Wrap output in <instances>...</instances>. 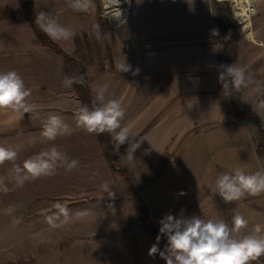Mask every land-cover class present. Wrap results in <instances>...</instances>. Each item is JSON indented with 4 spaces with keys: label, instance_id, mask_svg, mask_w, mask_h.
<instances>
[{
    "label": "crops",
    "instance_id": "1",
    "mask_svg": "<svg viewBox=\"0 0 264 264\" xmlns=\"http://www.w3.org/2000/svg\"><path fill=\"white\" fill-rule=\"evenodd\" d=\"M59 1L34 0V12L58 9L65 0ZM128 1L132 14L120 28L121 50L114 52L108 62L106 57L98 61V57L90 55V64L85 68L92 97L93 86L107 84L106 99L121 101L125 109L122 126H129L134 140L140 141L132 159L127 155L128 143L120 146L113 171L103 157L97 135L76 125L75 112L84 104L73 87L62 84L66 77L62 57L36 39L22 16V0H0V71L15 69L31 89L29 101L34 105V110L24 116L0 110V145L18 149L14 163L19 165L53 145L80 161L71 172L58 168L54 175L29 180L23 187H16L10 178L13 162L0 165V177L5 178L9 188L7 193L0 191V264H165L159 253L149 255L155 244L152 236L135 225L116 226L113 222L116 218L127 222L139 209L135 196L127 193L126 179L135 188L158 187L152 195L157 219L153 227L157 230L166 214L179 216L182 209L184 216L195 214L201 218H217L224 211L216 206L215 212H205L212 183L199 195L182 201L179 187L188 190L191 185L184 177L176 180L171 172L177 156L199 133L219 127L252 128L249 119L231 115L230 102L220 87L218 58L224 48L211 30L216 29L223 1ZM227 2L239 25L234 64L245 72V82L238 88L240 101L256 108L264 102V0H252L255 12L244 24L247 29L243 32L232 2ZM72 15L74 25L80 12L73 11ZM75 37L76 34L66 41L51 40L75 59ZM125 59L131 70L119 72L116 65ZM52 114L60 115L70 126V135H59L54 141L41 136L43 125ZM259 131L257 127L251 132L245 148L233 150V159L218 149L219 158L202 156L197 164L202 165L200 169L206 177L210 170H234L251 159L262 166L264 160L255 149ZM110 142L113 146L111 137ZM105 181L113 196L101 189ZM57 201L71 209V220L53 229L46 216L55 211ZM22 235L32 239L18 247L13 241ZM49 251H56V257L49 258Z\"/></svg>",
    "mask_w": 264,
    "mask_h": 264
},
{
    "label": "clouds",
    "instance_id": "2",
    "mask_svg": "<svg viewBox=\"0 0 264 264\" xmlns=\"http://www.w3.org/2000/svg\"><path fill=\"white\" fill-rule=\"evenodd\" d=\"M69 9L74 12H89L94 6V0H65ZM35 25L53 41L69 40L75 33L72 29L62 25L58 18L49 12L40 11L36 14ZM97 31V26H94ZM212 35H218L217 29L211 30ZM119 72L130 71L126 59L118 63ZM231 77V86L239 88L245 82L244 69L236 64L226 67V72L220 74V81ZM62 84L71 88L73 84H84L83 77L66 76ZM223 88L228 89L229 83L224 82ZM108 85H95L92 87L94 98L92 106L81 105L75 112L78 128L89 134H109L112 138L113 149L119 152L120 146L128 143L127 155L134 157V152L140 147V141L134 140L135 135L129 126H122L125 109L121 101L106 99ZM31 89L27 88L23 78L15 70L0 71V110H11L24 116L34 110L30 103ZM71 128L64 122L60 115H49L43 125L41 136L47 141H54L59 135H70ZM18 149L12 146L0 145V165L5 162H15ZM80 161L69 158L67 153L61 152L56 146L49 150L41 151L28 159L22 165L15 164L11 169V180L16 187H23L29 180L41 176H50L58 168L71 172L79 167ZM104 192L110 193L107 181L100 185ZM210 192L218 194L224 202L239 201L246 196H258L264 193V171L248 173L242 167L235 168L232 172H222L217 175L215 184L209 185ZM0 191L7 193L9 188L5 178L0 177ZM114 193H110L113 196ZM180 195H184L183 192ZM51 214L46 216V221L53 229L60 228L71 220V209L60 201L54 204ZM183 209L179 216L166 214L159 221V233L149 249V255L159 253L166 264H253L264 256V227L256 224L252 233L244 234L243 229L248 227L249 221L238 211L233 210L231 222L224 219H203L193 214L184 216ZM77 215H82L77 213ZM161 236L166 237L165 249L161 251L158 244Z\"/></svg>",
    "mask_w": 264,
    "mask_h": 264
},
{
    "label": "rangeland",
    "instance_id": "3",
    "mask_svg": "<svg viewBox=\"0 0 264 264\" xmlns=\"http://www.w3.org/2000/svg\"><path fill=\"white\" fill-rule=\"evenodd\" d=\"M54 1H57V0H54ZM116 1L118 0H113L114 3ZM113 2L112 1L110 2L109 0H94L93 8L87 13L80 12V16L76 19V22L74 23V25H72L73 11L67 7L65 1L63 4L59 6L58 9H54L49 12V13L54 14L57 18L61 19L62 22H65V25L68 28L72 29L74 33L76 34V36L78 37V38L75 37V39L78 40V42L76 43V48H78V52H77L78 55L76 59L82 56L83 54H86L89 56L91 55L93 58L98 57V61H99V58L106 57L107 62H108L109 57L114 56L115 54L114 52L121 50L122 48L121 43H119V40H118L119 35H120V28L131 17L132 10L129 6L128 7L129 14L127 18L119 26L115 27L112 24L110 17H109V10L110 9L112 10V8L116 6V4L114 5ZM122 2L123 1L121 0L119 5H121ZM223 2L224 3L226 2V4L230 8V5L227 1H223ZM55 7L57 8V6ZM33 11H34V6H33ZM21 13H22V10H21ZM34 15L36 17L35 12H34ZM94 26H97L99 38H97V31L94 30ZM238 28H237V31H239ZM234 33L236 34V32ZM53 43L56 44L55 42ZM240 103L241 105L239 109L243 113L241 115V118H245V119L247 118L250 121H252L253 122L252 128L254 129V131L258 127L256 126V123L254 122L255 120H257L258 121L257 123H259V126H260L259 130L264 129V102L256 106V108H249V107L244 106L242 102ZM231 115L235 117L234 111H231ZM241 118H236V119H241ZM252 128L247 129L246 126L219 127L211 131L199 133V135H197V137L194 138L191 141V143H189L185 147L186 151H184L182 154L177 156V159L173 162L171 166V172H173L175 176L174 178H176V180H178L180 177H184L183 179L185 180V182L191 185L190 189L188 190H186L185 188L183 189L182 187H179L183 193L185 192L184 195H181L182 201L187 200V198L195 197L196 195H199L200 192L203 190H207L209 183H212V185L214 186L215 179L218 174L222 172H232L233 171L232 169H228V168H225V170H219L218 172L210 170L208 177H206V172L200 169L202 165L199 163L197 164V160L202 156L204 158L205 156H207L208 159L212 157L219 158L218 156H220V154L217 153L216 151L218 149L220 150V152H224L223 156H227L228 154H230V159H233V155H234L233 150L237 149L238 147L245 148L246 143L248 142V139L251 135V132L252 133L254 132ZM259 134H260V131H259ZM262 135L264 136V134ZM262 137L261 135H258V141L255 144V149L257 148V145L261 143ZM262 145H263V151H264V142H262ZM241 158H243L242 153L240 154V159ZM235 159H237V153H235ZM203 166L204 168H206L205 163L203 164ZM237 167L244 168L245 171L248 173H254L256 171H264V163L261 166L258 163H255L254 159H251L249 163H241L239 166H236L235 168ZM127 182L130 186V191L127 189V193H129L132 196H135L139 209L136 210V215H134L135 212H133L134 217L129 219L127 222H125V220L123 219H117V218L114 219L113 222L116 226L118 225H122L126 227L132 226L133 228V226L135 225V227L141 228L144 231V233L148 234L145 231V227L154 228L153 226L156 225L155 221H157L155 214L153 212V209H152L153 207L152 195L154 194V191L158 189V187L149 186V187H142V188L136 187L135 188L129 179H127ZM208 191H209V193H207L208 198L206 200L209 199V204L207 205V210L205 212L212 213V212H215L216 206L219 209L221 207V209H223L224 211L221 213V216L220 217L218 216L216 219H224L230 223L231 216L234 214L233 210L238 211L241 215H243L249 221L248 227L242 230L244 234L252 233L253 228L256 224H260L262 227H264V193H261L258 196H246L245 198H242L239 201L226 203L223 201V199L218 194L213 195L210 192V189H208ZM136 197H138L139 199H137ZM143 200L145 201V203ZM145 204H146V208H145ZM181 206H184V204ZM132 210L133 209L131 208L129 210V213L132 212ZM131 216H132V213H131ZM203 219L207 220L211 218H203ZM138 228H135V229L138 230ZM261 235H264V231H262ZM51 237L52 236H50L49 242L52 243ZM30 239H32V236L25 237L24 235H22L19 240H15L13 241V243H16L18 247H22V246H25L27 244V241ZM163 241L165 244L167 243L166 237H163ZM56 253H57L56 251H49V258L56 257ZM34 257H36L35 253H34ZM256 264H264V256H261L256 261Z\"/></svg>",
    "mask_w": 264,
    "mask_h": 264
},
{
    "label": "trees",
    "instance_id": "4",
    "mask_svg": "<svg viewBox=\"0 0 264 264\" xmlns=\"http://www.w3.org/2000/svg\"><path fill=\"white\" fill-rule=\"evenodd\" d=\"M33 4L34 0H22L21 10L24 19L28 22L29 26L34 32V35L36 39L45 47H47L52 52L56 53L57 55L62 57V63L63 68L66 76H78L83 77L84 84H73L74 93L77 96V98L84 104L88 105L89 107L92 106L93 97L90 94L86 75H85V68L90 64L89 55L83 54L79 58H71L69 56L64 55V53L58 48L56 44H54L48 37L45 35L39 27L35 25V15L33 11ZM239 27L238 23L233 20L231 15V10L229 6L226 4V2L222 3L219 8V16L216 19V29L218 30L217 39L218 42L223 46L224 48V54L218 58V66H219V73H225L226 67L233 65L235 56H236V50H237V39H236V32L237 28ZM88 56V57H87ZM78 62V63H77ZM80 62V63H79ZM231 77H227L226 81H220V87L225 91L228 101L231 105V111H234L236 118H241V115L243 114L242 111L239 109L241 105L240 101V92L237 88L234 86H231ZM224 82L229 83V88L224 89L223 84ZM256 125L259 126L258 121H254ZM264 134L263 130H260L261 137ZM97 135V134H96ZM98 141L103 146V157L109 166V168L113 171H115V163L117 160V154L113 149V146L110 142V136L109 134H101L97 135ZM262 142H264V136L262 137L261 143L257 145L256 153L258 156L262 159H264V151H263V145ZM262 145V146H261ZM126 183L127 179H126ZM128 190L130 191L129 184L127 185ZM133 192V190H132ZM133 194V193H132ZM135 195V194H134ZM139 199L138 197H136ZM144 212V211H143ZM145 231L153 237L155 244L157 243V236L160 235L159 231L152 227H145ZM166 244L163 241V236H161L158 248L163 251L165 249ZM165 261V260H164ZM166 264V261H165Z\"/></svg>",
    "mask_w": 264,
    "mask_h": 264
},
{
    "label": "bare ground",
    "instance_id": "5",
    "mask_svg": "<svg viewBox=\"0 0 264 264\" xmlns=\"http://www.w3.org/2000/svg\"><path fill=\"white\" fill-rule=\"evenodd\" d=\"M109 1L113 2V0H109ZM118 1H116L115 3L113 2L114 5L116 4V6L115 7L112 6L113 7L112 10L111 9L109 10V17H110V20L114 26L120 24L122 22V19L126 18V15L128 14V6H127L128 0H125V2H124V0H122L123 2L121 5H119L121 0L119 2ZM230 1H232V3H234L236 5L237 14L244 17V15H245V2L249 3V1H250V3H251L252 0H230ZM110 4H112V3H110ZM121 9H122V11H121Z\"/></svg>",
    "mask_w": 264,
    "mask_h": 264
},
{
    "label": "built area",
    "instance_id": "6",
    "mask_svg": "<svg viewBox=\"0 0 264 264\" xmlns=\"http://www.w3.org/2000/svg\"><path fill=\"white\" fill-rule=\"evenodd\" d=\"M128 3V7H129V1L127 2ZM245 15H244V17L243 16H241V15H238L237 14V10H236V5L234 4V3H232V8H233V11H234V14H235V17L236 18H238L239 19V23H240V30L243 32L245 29H247L246 27H245V23H247L248 21H249V19L251 18V16L254 14V12H255V10H254V6H253V4H252V1H251V3H246L245 2ZM124 8V7H123ZM235 8V9H234ZM128 10H129V8H128ZM129 14V13H128ZM128 14L126 15V18H127V16H128ZM126 18H123L122 19V22L121 23H123L124 21H125V19ZM120 23V24H121ZM120 24H118V25H115V27H117V26H119Z\"/></svg>",
    "mask_w": 264,
    "mask_h": 264
},
{
    "label": "water",
    "instance_id": "7",
    "mask_svg": "<svg viewBox=\"0 0 264 264\" xmlns=\"http://www.w3.org/2000/svg\"><path fill=\"white\" fill-rule=\"evenodd\" d=\"M220 1H227V0H220Z\"/></svg>",
    "mask_w": 264,
    "mask_h": 264
}]
</instances>
